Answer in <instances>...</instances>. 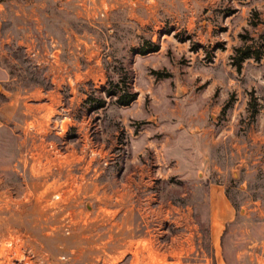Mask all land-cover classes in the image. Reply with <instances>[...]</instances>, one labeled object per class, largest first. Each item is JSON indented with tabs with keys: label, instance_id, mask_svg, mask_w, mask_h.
Instances as JSON below:
<instances>
[{
	"label": "rangeland",
	"instance_id": "obj_1",
	"mask_svg": "<svg viewBox=\"0 0 264 264\" xmlns=\"http://www.w3.org/2000/svg\"><path fill=\"white\" fill-rule=\"evenodd\" d=\"M12 247L264 264V0H0V264Z\"/></svg>",
	"mask_w": 264,
	"mask_h": 264
},
{
	"label": "trees",
	"instance_id": "obj_2",
	"mask_svg": "<svg viewBox=\"0 0 264 264\" xmlns=\"http://www.w3.org/2000/svg\"><path fill=\"white\" fill-rule=\"evenodd\" d=\"M151 52L157 51V47H154ZM149 51V52H150ZM142 55L148 53L145 51L140 52ZM262 52L259 50L251 51V47H247L245 49L238 48L235 50L234 55L232 56L233 65L239 70L241 68V64L246 59H254L258 61L261 58ZM112 90L107 91V97L115 98L116 104L119 106H128L130 105L137 97V93L131 91L130 82H127L123 79L119 80L117 83H111ZM105 101H99V104L96 106V109H100L104 106Z\"/></svg>",
	"mask_w": 264,
	"mask_h": 264
},
{
	"label": "built area",
	"instance_id": "obj_3",
	"mask_svg": "<svg viewBox=\"0 0 264 264\" xmlns=\"http://www.w3.org/2000/svg\"><path fill=\"white\" fill-rule=\"evenodd\" d=\"M8 246L10 247L11 244H8ZM14 248H10L11 250V255L10 257L11 258H14L12 261H11V264H41V263H32L30 260H25L24 258H21L19 257V255L17 254V251L16 250H13Z\"/></svg>",
	"mask_w": 264,
	"mask_h": 264
}]
</instances>
